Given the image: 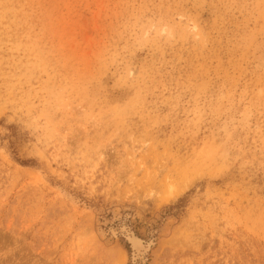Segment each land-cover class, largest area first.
<instances>
[{
    "label": "rangeland",
    "instance_id": "374dc122",
    "mask_svg": "<svg viewBox=\"0 0 264 264\" xmlns=\"http://www.w3.org/2000/svg\"><path fill=\"white\" fill-rule=\"evenodd\" d=\"M0 264H264V0H0Z\"/></svg>",
    "mask_w": 264,
    "mask_h": 264
},
{
    "label": "bare ground",
    "instance_id": "6f19581e",
    "mask_svg": "<svg viewBox=\"0 0 264 264\" xmlns=\"http://www.w3.org/2000/svg\"><path fill=\"white\" fill-rule=\"evenodd\" d=\"M130 241L132 242L135 249H141V243L137 239L130 237Z\"/></svg>",
    "mask_w": 264,
    "mask_h": 264
}]
</instances>
